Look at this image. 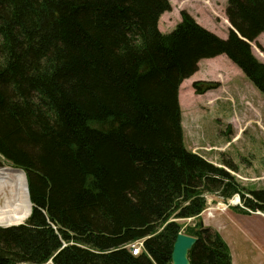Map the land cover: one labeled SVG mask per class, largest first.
I'll list each match as a JSON object with an SVG mask.
<instances>
[{"label":"trees","instance_id":"1","mask_svg":"<svg viewBox=\"0 0 264 264\" xmlns=\"http://www.w3.org/2000/svg\"><path fill=\"white\" fill-rule=\"evenodd\" d=\"M226 7L222 40L186 12L162 33L169 0H0V161L25 172L32 203L25 224L0 227V264H173L179 233L197 239L191 264H233L201 220L208 197L264 214V189L244 187L227 154L216 165L185 146L179 96L219 56L264 96L251 48L264 0Z\"/></svg>","mask_w":264,"mask_h":264},{"label":"rangeland","instance_id":"2","mask_svg":"<svg viewBox=\"0 0 264 264\" xmlns=\"http://www.w3.org/2000/svg\"><path fill=\"white\" fill-rule=\"evenodd\" d=\"M169 1L170 12L159 20L162 33L172 32L181 22L183 12L189 13L201 27L222 40L233 30L226 14L228 0ZM251 48L253 56L264 63V34L251 42ZM196 81L212 82L217 87L203 96L196 95L193 90ZM182 85L179 96L185 146L216 165H220L223 154H227L239 166L238 172L232 174L244 187L264 189L263 94L225 56L201 61L199 71ZM229 125L230 138L224 135ZM7 167L11 166H2L0 161V168ZM8 196V191L0 194V209ZM208 201L201 220L205 225L218 226L230 240L234 264H264V214L258 211L240 215L237 210L226 209L224 206L230 202L224 204L217 195L209 196ZM218 207L226 212L216 210ZM210 208L216 219L208 216ZM217 212L221 214L217 215ZM179 223L183 231L193 224L189 220Z\"/></svg>","mask_w":264,"mask_h":264},{"label":"bare ground","instance_id":"3","mask_svg":"<svg viewBox=\"0 0 264 264\" xmlns=\"http://www.w3.org/2000/svg\"><path fill=\"white\" fill-rule=\"evenodd\" d=\"M26 175L11 167L0 168V194L9 192L5 205L0 209V226L21 224L31 212ZM7 198V197H6Z\"/></svg>","mask_w":264,"mask_h":264},{"label":"water","instance_id":"4","mask_svg":"<svg viewBox=\"0 0 264 264\" xmlns=\"http://www.w3.org/2000/svg\"><path fill=\"white\" fill-rule=\"evenodd\" d=\"M16 170H20V169H16ZM20 171L25 174L24 171H22V170H20ZM27 186H28V183H27ZM28 195H29V193H28ZM29 200H30V197H29ZM31 211H32V203H31ZM22 224H18V226L22 225ZM12 226H17V225L5 226L4 228H8V227H12ZM196 242H197L196 238L189 236V235H186L184 233H181V234L179 233V235L176 239V242L173 245L174 248H173V253H172V258H171L173 261V264H191L190 260L188 258L189 252L192 250V248L194 247L193 245L196 244Z\"/></svg>","mask_w":264,"mask_h":264},{"label":"built area","instance_id":"5","mask_svg":"<svg viewBox=\"0 0 264 264\" xmlns=\"http://www.w3.org/2000/svg\"><path fill=\"white\" fill-rule=\"evenodd\" d=\"M235 203H236V201L235 200H232L230 204L231 205H233V204L235 205ZM219 206H221V205H219ZM238 206L243 207L240 201L238 202ZM218 209H220V208L219 207L216 208V210H218ZM226 209H227V207H226ZM211 210H212L211 208L208 210V212H209V215L208 216L213 218V217H215V214H213V212H211ZM251 213H253V212H251ZM141 247H142V243H136V244H133L132 246H130L129 248H130V251L134 255H137V254H139L141 252V249H142Z\"/></svg>","mask_w":264,"mask_h":264},{"label":"crops","instance_id":"6","mask_svg":"<svg viewBox=\"0 0 264 264\" xmlns=\"http://www.w3.org/2000/svg\"><path fill=\"white\" fill-rule=\"evenodd\" d=\"M219 211H221L220 209H218ZM222 213L223 212H226V211H221ZM218 214H221V213H219V212H217V215ZM241 215V214H240ZM204 215H202V217H203ZM217 217V216H216ZM216 217H213L214 219H216ZM233 216H230V218H232ZM209 220V219H208ZM206 221V220H205ZM205 225V224H204ZM207 226H209V227H212V228H214L215 230H217V232H219L221 235H222V237L224 238V240L227 242L226 244H228L229 245V247H230V249H231V244H229L230 243V240L226 237L225 238V236L223 235V233L221 232V230H220V228L218 227V226H216L215 224H206ZM235 263V261H234V259H233V264Z\"/></svg>","mask_w":264,"mask_h":264},{"label":"clouds","instance_id":"7","mask_svg":"<svg viewBox=\"0 0 264 264\" xmlns=\"http://www.w3.org/2000/svg\"><path fill=\"white\" fill-rule=\"evenodd\" d=\"M200 64V63H199ZM196 74V73H195ZM185 82V81H184Z\"/></svg>","mask_w":264,"mask_h":264}]
</instances>
